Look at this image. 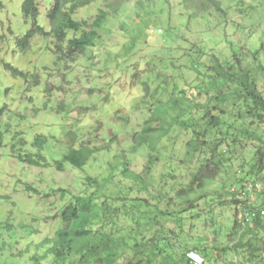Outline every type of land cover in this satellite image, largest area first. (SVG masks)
I'll return each mask as SVG.
<instances>
[{
	"label": "clouds",
	"instance_id": "1",
	"mask_svg": "<svg viewBox=\"0 0 264 264\" xmlns=\"http://www.w3.org/2000/svg\"><path fill=\"white\" fill-rule=\"evenodd\" d=\"M136 2L137 0H64L57 12L53 9V0H32L35 13L29 11L26 15L25 0H0V36L5 38L0 41V106L7 104L12 109V112L5 114L3 118V121L12 125L8 136L5 137V143L13 133L20 131L22 137L17 136L16 139L23 138L28 141L23 152L33 153V159L38 164L47 165V167L36 169L43 173L41 177H38L45 181L40 185L42 191L63 188L67 193L63 200L59 199L58 192L47 200L41 199L42 211L39 213V220L36 223L25 221L26 224H30L33 232L39 229V234L25 233L19 227L14 230V235L4 232L3 238L0 239V249H3L6 264L9 250L13 253L25 251L24 257L18 260V264H32L29 258L33 256L39 260V264H55L54 249L57 245L53 243V240L56 239V233L63 227L58 214L73 198L87 199L89 193L94 191L84 183L85 175L90 171L88 162L97 155V152L92 150L102 148L107 143L108 129L119 132L121 137L131 131L130 127L124 128L112 122L114 112L120 108L124 110V114L132 113L143 117L151 115L147 111V106L152 103V98H144V91L140 85L137 84L134 88L125 86L123 90L120 87L122 84L127 85L129 74L132 72L130 65L138 61L139 69L143 71L144 64L152 59L153 55H159L156 47L148 46L143 58L140 56L133 58V53L139 49L133 47L132 41L139 43L140 35L144 31L143 25L124 23L123 31L127 43L119 58L113 55L112 50L104 43V38L112 26L117 22L127 21L129 15L136 11L133 7ZM231 3L233 12L236 8L242 11L238 16L233 15L232 12L229 13L233 16L234 23H230L227 27L219 20H211L208 17V13L213 12L212 8L198 11L187 0H182L176 8V11L182 13V18L179 20L181 26L187 17H195L191 27L201 34V40L204 41L199 47L206 54L205 63H211L208 57L214 55L221 62L226 60L227 63L235 66L232 55L236 53L241 60V67L251 65L250 54L260 50L261 44H264V0H243L242 5L237 4L235 0H231ZM159 6H164L162 0H159ZM201 17L208 19L204 20ZM145 20L147 22L151 20V17ZM208 20L211 22L209 23ZM205 25L211 30L210 43L207 42L208 32ZM148 26L160 25L149 23ZM9 29L11 34L8 32ZM90 32H95L100 38L89 36ZM181 32H183L182 27ZM17 38L27 41L23 51L17 46ZM57 47L60 48V52L56 51ZM92 53L97 55L89 60L87 57ZM105 58L109 61L107 64L97 62ZM259 60L264 63V50L259 51ZM155 62L153 60V63ZM5 65L8 67L6 68ZM101 69H106L107 74ZM17 70L23 74L24 78L14 75ZM159 70L157 67V71ZM200 71L203 72L204 69L201 68ZM154 75L155 73L142 77L148 80L151 88H156L159 83L153 79ZM86 79L88 83H85ZM183 86L181 84V87ZM93 87L104 89L103 95L108 97L110 95L109 102L98 103L100 95L97 94L85 95V90ZM5 88L10 89L7 95L4 94ZM237 88L238 85L232 83L229 85V92ZM170 89L171 85H169ZM214 95H216L215 90L208 92L209 97ZM29 97H31V103L28 102ZM159 98L166 97L159 95ZM233 98L230 97L229 100L219 103L215 100L209 102L210 104L218 103L219 108L227 109V113L220 117L222 124L218 126L219 132L224 135L218 134L216 128H209L206 136L203 137L207 144L199 151L185 147L186 141L192 139L190 134L181 136L173 145V140L176 139L175 125L173 131L163 137L156 146L158 151L161 146L164 147L163 152L159 151L160 163H165V158L172 156L171 169L178 175L184 176L182 181H167L168 187L162 189L168 195L174 196L175 189L186 186L196 170L211 158L213 144L223 139V143L216 149V159H223L218 174L213 180L206 181L203 188L192 192L188 197L191 200L202 196L198 203L204 211L195 221L196 228L187 235L181 234L179 242L172 249L166 250L179 264H184L185 260H191V264H211V260H206L201 252L207 241L201 239L204 233L200 225L213 217L218 223L223 220L224 231L231 224L230 214L226 219L219 216L216 206L218 193H232L240 200L247 198L253 206L264 202V171L257 173L253 168L256 162L255 150L264 145V120L247 115L241 119H234L232 114L237 111L243 113L245 104L236 99L235 107H233V103L229 102ZM247 103L251 108L252 101L249 100ZM85 105H94L95 108L94 110L90 108L88 114L84 115L80 106ZM34 109L39 110L38 115L34 116ZM70 110L81 111V115L77 117L76 113ZM256 111L264 116V110L257 108ZM15 113H20L25 118L19 119ZM202 114V111L195 112L192 117L199 120ZM173 115L175 113H169V116ZM180 119L187 120L188 117L182 116ZM97 120L101 122L98 131L95 130ZM3 121H0V132H3L5 126ZM204 124L205 121H200L201 129ZM229 125L231 127H228ZM40 132L44 133L42 139L47 142L38 143L34 147L30 146L33 138ZM49 134L56 139L52 140ZM233 138L236 140L235 144L232 143ZM12 143L16 141L13 140ZM16 146L20 148L19 144ZM123 146L127 148L129 144L125 143ZM89 152L91 154L87 155L79 167L70 162V159H79L80 154ZM147 152L148 149L142 147L139 150L140 158L142 159ZM118 153L119 149L112 144L111 150L102 153V156L105 161L116 163L112 157ZM5 156H7L6 152ZM40 156L44 159H39ZM54 161L61 163L62 172L57 170ZM163 170L167 172L169 169ZM117 171L120 169L117 168ZM137 172L139 173V170ZM125 183L130 185L131 181L125 180ZM154 185L160 189L158 181ZM105 196L104 190L101 189L92 199L98 202L104 200ZM108 203L110 204L111 201L109 200ZM177 206L184 205L180 200H175L173 207ZM191 214V212L184 213L181 218ZM261 214L264 215V212ZM46 217L56 218L46 220ZM87 227L95 230L100 229L101 225L93 221ZM185 232L187 233L186 226ZM258 235L264 238V233H258ZM249 238V236L245 237L246 240ZM220 243H228L223 238V232H221ZM9 245H11L10 249H8ZM208 255L210 256V253ZM260 255L264 256V253ZM229 258L233 261L245 260V257L233 256V254H230ZM76 259H79V253L73 252L64 264ZM251 264H256V261H251Z\"/></svg>",
	"mask_w": 264,
	"mask_h": 264
},
{
	"label": "trees",
	"instance_id": "2",
	"mask_svg": "<svg viewBox=\"0 0 264 264\" xmlns=\"http://www.w3.org/2000/svg\"><path fill=\"white\" fill-rule=\"evenodd\" d=\"M188 1L191 2L192 0H187V2ZM63 2L64 0H53V9L58 12ZM218 6L219 3L216 0H198L196 9L198 11L208 9L209 7L218 9ZM24 8L26 15L29 11L35 13L32 0H25ZM34 23L33 21V25ZM88 35L96 36L97 39L99 38V35L95 32H90ZM4 39L3 36H0V41ZM16 43L21 51L27 46L26 39L17 38ZM58 50L59 52L61 51L59 47ZM234 57L236 59L237 55L234 54ZM209 60L211 63L206 65L205 72L202 73L198 71L196 79L192 84L183 87L174 84L170 92L167 93L165 99L159 98V95H163L160 94L163 90L162 87L157 85L156 88L151 89L148 80H144L142 83L144 98H152V103L147 106V111L150 112L151 115L142 122L140 130L134 133L132 137L134 145L131 153H137L142 147L148 149L149 155L145 167L146 171H144V174L136 173L127 166V163L130 161L129 159L125 156H117L116 159H118L119 162H116L115 165H113V163L108 165L107 175L89 177L86 179V184L90 189H94V191L89 193L87 199H82L80 197L73 198L72 201L64 205L58 214L63 227L61 231L56 233V239L53 240V243L57 245L54 249L56 253L55 264H64L65 261H68V256L73 252L79 253V259L69 261L68 264H179L178 261L173 260L170 254H165L163 251L166 239H164V235H161L162 232L160 230L164 227H159L154 224L157 228L153 235H151V238L149 237L147 240L141 241L135 239L131 245L132 254L126 253L125 250L128 244V236H130V231L143 232V229L144 234L148 233L147 229L143 228L144 224L141 223L142 217L139 216L138 212L140 205L143 203L151 206L156 213L162 214V217L166 218L177 217L180 213L194 210L199 206L198 201L202 199V196L191 200L188 199V197L192 192L203 188L206 181L213 180L218 174L223 159H216V149L223 143V139L213 144L211 158L196 170V173L191 176L188 184L184 187H180L174 196H170L168 193L162 191L165 186L156 191H151V187L153 186L152 182L149 180L151 174H149L150 171L147 170L150 169L152 164L161 160V156L159 155L160 150L158 151L156 146L163 137L168 136V134L173 131V126L175 125L176 128L188 132L192 137L191 140L186 142L185 147H191L193 151H199L200 148L207 144V141L203 139V137L206 136L209 128H216L217 132H219L218 126L222 124L220 117L227 113V109L219 108L218 103L229 100L230 97H234L229 101L233 103V107H235L236 99L241 100L245 104V111L243 113L240 111L233 113L232 115L234 118L241 119L244 115H247L254 116L258 120H264V116L256 111L257 108L264 110V93L257 87L247 65L241 67V60L239 58L235 60V66L224 61L221 62L214 55L210 56ZM5 67L7 68L8 66L5 65ZM135 71L136 68H132V72L134 73ZM14 75L23 77V74L19 73L18 70L14 72ZM232 83L237 84L238 88L229 92V85ZM211 90H215L216 95L209 97L208 92ZM212 100L218 103L210 104L209 102ZM249 100L252 101L251 108H249L247 103ZM201 111L203 114L199 117V120L192 117L193 113ZM170 112L175 113V115L169 116ZM182 116H187L188 119L181 120L180 118ZM200 121H205L202 129L200 127ZM117 123L127 128L130 122L127 116H123L117 119ZM96 130L98 131V129ZM5 132L7 133V128H5ZM113 132L115 135L117 134V131ZM8 133L6 135H8ZM6 135L4 132H0V150L6 147ZM42 138L41 135H37L33 138L31 146L34 147L38 143H46L47 141ZM55 139L56 137L52 138V140ZM13 140L15 139L11 138L9 146L11 156L18 159L20 163L27 167H47L46 164H38L37 161L33 159V153L23 152L26 145L24 140H15L16 143H12ZM110 141L111 140H109V142ZM232 142L236 143V140L233 138ZM17 144L20 145V148H17ZM107 150L109 151V148L103 145L102 148H94L92 151H96L98 155ZM90 154V152L80 154L79 159H70V162L79 167L84 159H86L87 155ZM39 159L44 158L40 156ZM65 159H69V157H65ZM181 162L183 163V161ZM54 164L58 170L63 171L60 162L54 161ZM117 168L120 169L123 179L131 181L133 185L132 190L119 185L115 186L114 177ZM261 169L264 171V168ZM169 172L170 176H173L174 170L170 168ZM259 172L260 171H258V173ZM147 174L148 176L146 177ZM110 186H113V190H111ZM23 189L33 193L32 197H34V199L37 198V201L41 198V192L30 184H24ZM101 189H103L104 194H106L105 199L95 202L92 197L95 196L96 192L101 191ZM57 192L60 193L59 199L61 200H63L67 194L65 189L60 188L45 193L44 195L50 197ZM133 192L137 194L146 193L149 195V198L137 195V197L131 199L130 194ZM155 192H157V195L153 194ZM34 199L33 201L36 202ZM152 199L159 200V205L163 202L164 210L157 205L152 206V203H150ZM109 200L111 201L110 204L108 203ZM175 200H180L184 206H177L178 209L170 211L171 209L168 207L172 202H175ZM229 203L235 206L237 214L240 209V204L244 205L241 221L238 223L237 219H235L234 225L231 228L235 243L230 246L229 249L236 254L240 252V249L243 250L245 253L244 263H250L256 259L264 260V256L260 255V253H264V238H261L259 235H254L253 229L249 228L247 225L248 223H253L254 227L259 226L264 228V215H259V211H264V207L259 208L253 206L248 202L247 198L241 201L238 198L236 200L231 198ZM250 211H255L258 214L255 218L251 217V220H249V217H246V213ZM144 216L147 218V221H151L150 223L155 222L152 212H148L146 215L144 214ZM39 218L35 219L36 222ZM55 218L56 217H46L45 219ZM93 221L99 222L101 228L95 230L88 228L87 225ZM25 228L26 227H23V229ZM14 230L15 225L12 222L0 220V232L7 231L14 235ZM128 231L129 235L127 237L123 236L124 232ZM35 233L36 231L32 232V235H35ZM246 236L250 238L246 240ZM215 249V247L210 249L203 248L201 252L206 260H211ZM208 253H210V256ZM24 254L25 251H18L16 253L8 252L7 264H18V260L22 259ZM29 259L32 261V264H39V260L35 256ZM0 264H6L3 258V249H0ZM184 264H188L187 260L184 261Z\"/></svg>",
	"mask_w": 264,
	"mask_h": 264
},
{
	"label": "rangeland",
	"instance_id": "3",
	"mask_svg": "<svg viewBox=\"0 0 264 264\" xmlns=\"http://www.w3.org/2000/svg\"><path fill=\"white\" fill-rule=\"evenodd\" d=\"M197 1L198 0H192L191 2L188 1V3L192 7L196 8ZM216 1L219 3L218 9H216L215 7H209L213 9V12L208 13V17H210L211 20H219L224 24L225 27H227L230 23H234L233 16L229 15V13L232 12L233 15L238 16L242 10L240 8H236L235 11L233 12V5L231 3V0H227V2L226 0H216ZM242 1L243 0H235V2L239 5L243 4ZM180 2H182V0H162L164 6L160 7L159 0H137L136 4L133 6L136 9V11L131 15H129L127 21L115 23L112 26V28L109 30L108 35L105 36L104 43L107 45L109 49L112 50V54L115 55L117 58H119L121 51L124 48V45L127 43L123 31L124 23L131 22L134 25L142 24L144 31L140 35L139 43H137V41L135 40L132 41L133 47L139 49L137 52L133 53V58L135 59L136 56H140L141 58H143L144 55L146 54V48L148 46H154L159 51V55H153L152 59H149L144 64L143 71L139 69L138 61H135L133 65H130L131 68H136V71L134 73L131 72L129 74L127 85H123V84L120 85L122 90L125 86L129 88H134L137 84L140 85V87L142 88L143 87L142 83L144 82V79H142V77L145 75H152L153 73H155L153 79L159 81L157 85L163 88L160 94H163L164 97H166L167 93H169L171 90V89L169 90V85H171V88L173 87L174 84L179 85V87H181V84H183L184 86L190 85L196 79L197 72L200 71L201 68H203L204 69L203 72H205V67L208 64L205 63L206 54L203 52V49L199 47V45L204 41L201 40V34L193 30V28L191 27L192 21L193 19H195V17H191V16L187 17L185 19V23L182 26L179 24V20L180 18H182V13L176 11V8L178 7V4ZM147 17H151V20L146 22L145 18ZM201 19L207 20L208 18L201 17ZM211 20H208V22L210 23ZM149 23L160 26L149 27L148 26ZM181 27L183 28V32H181ZM205 28L206 31L208 32L207 42L210 43L212 41L211 30L207 29V25H205ZM8 32L9 34H11L10 30H8ZM224 35L226 36L227 34L225 33ZM177 41H179V43H177ZM260 50H264V44H261ZM260 50H257L255 53L250 54L252 56V64L247 65V67L252 77L254 78L257 87L259 88L260 91L264 93V63H261L259 60ZM56 51L59 52L58 47ZM128 51H131V49H128ZM234 54L236 53H233L232 55L233 61H235L238 58L237 57L235 59ZM96 55L97 53H92L91 55H88L87 58L89 60H92L96 57ZM208 59H210V56L208 57ZM153 60H155L156 62L153 63ZM97 62L107 64L109 61L107 58H105ZM224 62L227 61L225 60ZM157 67H159L160 69L159 71H157ZM101 70L105 71L107 74L106 69H101ZM88 82L89 81L86 79L85 83ZM9 91L10 89L5 88L4 94L7 95ZM103 92L104 89H95L93 87L86 89L85 95L87 96H91L93 94L100 95V101L98 103L106 104L109 102L110 95L109 97L107 95L104 96ZM28 102L29 103L32 102L31 97L28 98ZM90 108L94 110L95 106L94 105L80 106V109L84 115L88 114ZM70 111L75 112L77 117L81 115V111H77V110H70ZM0 112H1L0 121H3L5 114L11 113L12 109H10L7 104H4L3 106H0ZM33 114L34 116L38 115L39 110L34 109ZM15 115L19 119L25 118L20 113H15ZM123 116L128 117L130 123L127 126V128L130 127L131 131L125 133L124 136L121 137L119 132H117V134L115 135L113 129H108L106 135L109 138L107 140V143L104 145L105 147L109 148V151L111 150L112 144H115L116 148L119 149L118 155H114L112 157L113 161L119 162V160L116 159V157L125 156L127 159L130 160L127 163V166L131 170L135 171L136 173H138L137 170H139L140 174H144V171H146L145 167L148 161V155H149L148 152L141 159L139 156V151L133 154L131 153V150L133 149V145H134L132 137L135 132L140 130L142 122L147 117H143L141 115L132 114V113L124 114V110L118 108L113 114L112 122L117 125H120L119 123H117V119ZM3 122L5 124L3 132L6 135L10 131L12 125L6 121ZM96 124H97L96 129L99 130V127L101 126V122L97 120ZM228 127L231 126L229 125ZM5 128H7V133L5 132ZM218 134H220L221 136L224 135L223 133L220 132H218ZM37 135H41L42 137H44L43 132H40ZM175 135H176V139L173 140V145H175L176 140H178L181 136L189 135V133L181 130L180 128H176ZM7 136L8 135H6V137ZM17 136L22 137V133L20 131L13 133L12 136L8 139V142L6 143V147L0 150V220L3 221L7 220L9 222H12L15 225V229L19 227L25 233L32 234L33 231L30 227V224H26L25 221L28 220L31 221V223H36L35 219L40 217L39 213L40 211H42L40 200L41 199L47 200L49 198L44 194L60 188L49 189L48 191H42L40 185L44 184L45 181L43 179H38V177H41L43 175V173L36 171V169L39 168L24 166L22 163L18 161V159L10 155L9 146H10L11 138H14L16 141L24 140L23 138L17 140L16 139ZM49 136L51 137V139L55 138V136H52L51 134H49ZM109 140L111 141L109 142ZM24 143L28 145L27 140H24ZM125 143L129 144V147L125 148L123 146ZM232 143L235 144V142ZM163 150L164 147L161 146L160 151L163 152ZM109 151L108 150L103 151L99 153L97 156L93 157L91 161H89L88 168L90 171L85 175L84 183H86V179L89 177L107 175L108 165H110V163L112 162L105 161L103 159L102 153ZM5 152L7 153V156H5ZM255 157H256V162L253 165V168L258 173V171L260 172L262 171L261 168H264V145H261L260 147L256 148ZM172 159H173L172 156H168L165 158L166 161L165 163H160L161 160H159L157 163L152 164L150 169L147 170L150 171L149 174H151L149 180L152 182L153 185L151 187L152 192L157 190V188L154 185L156 181L159 182L160 188H163L164 186L168 187L167 181L176 182V181H182L184 179V176L178 175L175 171L172 174L173 176H170L169 170L171 168ZM178 163H182V162L178 161ZM113 165H115V163H113ZM157 165H159V167H157ZM164 168H168L169 170L165 172L163 170ZM147 176L148 174L146 175V177ZM114 181H115L114 182L115 186L119 185L121 187L130 188L132 190V186H133L132 183L130 185L125 183V179H123L121 171H117L115 173ZM53 183H55V181H53ZM24 184H30L32 187H34L35 189L41 192L42 195L41 198H39V201H37V198L34 199V197H32L33 193H30L29 191L23 189ZM110 188L111 190H113L112 189L113 186H110ZM179 188L180 187H177L175 189V193ZM137 193L136 192L131 193L130 198L134 199V197H137V195L141 197L149 198V195L146 193H142V194H137ZM153 194L157 195V192ZM231 198L235 200L237 199L236 196L231 193L217 194L216 206L219 210V216L226 219L228 214L231 215V224L227 226L226 231H224L225 223L223 222V220L220 223H218L215 217L203 221L200 225L201 230L204 233L201 239L203 241H207V243L203 245L202 249L203 248L210 249L212 247L216 248L213 254V258H211V264H251V262L244 263L245 260L233 261L229 258L230 254H233V256H243V257L245 256L244 251L241 249L239 250L240 252L238 254L234 253L229 249V247L234 245L235 243V238L233 236V231L231 230V228L234 225L235 219H237L238 223L239 221H241L242 209L244 206L240 204V209L238 210V214H237V212L235 211V206H232V204L229 203ZM33 199L36 200V202H34ZM150 203H152V206L157 205L159 208L163 209L164 203L162 202V204L159 205V200L152 199ZM174 203L175 202H172L169 205L168 208L171 209L170 211L174 209H178L177 207L176 208L173 207ZM256 207L263 208L264 202H262L260 205ZM194 210H198V211H194ZM194 210L182 212L179 215H177V217L166 218V217H162V214L156 213L151 206L147 205L146 203H143L142 205H140V209L138 212H139V216L143 218V219L141 218V223L144 224L143 228L147 229L148 233H151V235H153V233L157 228L154 224L158 225L159 227H164L160 231L162 232L161 235H164V239H166L165 246H163L164 248L163 251L165 254H167L168 252L166 250L172 249L179 242V237L181 234L187 235L196 228L197 225L195 221L199 219L200 215L203 213L204 210L200 207V205ZM148 212H152V215L155 218L154 223H150L151 221H147V218H145L144 214L146 215ZM189 212H191L192 214L187 215L186 218H181L182 214ZM170 224L172 225V227H168V225ZM247 225L249 228L253 229L254 235H258V233H264V228H261L259 226L254 227L253 223H248ZM185 226L187 227V233L185 232ZM23 227L26 228L23 229ZM37 231L40 230L36 229L35 235L39 234V232ZM4 232H0V239L3 238ZM221 232H223L224 240L228 241L227 244L220 243ZM128 233L129 231L124 232L123 236L127 237L129 235ZM148 233L144 234V229L143 232L130 231V236H128L127 239L128 244L125 249L126 253L132 254L131 245L133 244V241H135V239L141 241V240H147L149 237L151 238V235H148ZM10 248L11 246H8V249ZM8 252L11 251L9 250ZM254 261H256V264H264V260L261 259H256Z\"/></svg>",
	"mask_w": 264,
	"mask_h": 264
},
{
	"label": "built area",
	"instance_id": "4",
	"mask_svg": "<svg viewBox=\"0 0 264 264\" xmlns=\"http://www.w3.org/2000/svg\"><path fill=\"white\" fill-rule=\"evenodd\" d=\"M262 212H264L263 210H260L259 211V215L260 216H263L261 213ZM258 214H257V212H255V211H250V212H248V213H246V217L248 218L249 216H251L252 218H255L256 216H257ZM187 262H188V264H191V260H187Z\"/></svg>",
	"mask_w": 264,
	"mask_h": 264
}]
</instances>
